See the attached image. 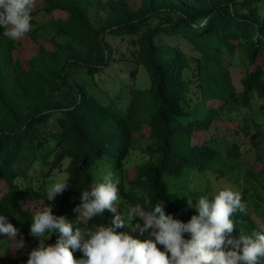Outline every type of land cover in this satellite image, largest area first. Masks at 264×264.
I'll list each match as a JSON object with an SVG mask.
<instances>
[{
    "label": "trees",
    "instance_id": "obj_1",
    "mask_svg": "<svg viewBox=\"0 0 264 264\" xmlns=\"http://www.w3.org/2000/svg\"><path fill=\"white\" fill-rule=\"evenodd\" d=\"M91 8L104 13L97 25ZM31 15L33 30L23 38L35 48L27 59L21 52L24 39L10 40L0 28V215L19 229V238L34 239L27 202L41 194L23 191L18 179L29 184L34 175L46 179L66 161L68 187L52 205L74 228L108 225L113 217L106 211L76 222L81 193L101 180L97 170L120 178L123 217L129 206L150 211L165 202L166 214L187 223L198 215L199 198L213 197L209 177L237 181L242 159L255 150L256 162L246 174L264 199V148L257 147L264 143V67L258 62L264 55V0H36ZM162 35L179 41L167 47L166 58L156 42ZM112 38L127 44V51L114 46ZM239 48L248 67L238 91L221 57L225 52L233 57ZM114 64L121 65L119 72L128 70L131 80L144 68L149 87L139 89L116 77L118 99L98 94L94 78L111 76ZM188 73L199 78L195 93ZM190 93L201 96V109L192 111ZM248 112L249 123L228 124ZM137 136H146L149 158L127 178L124 162ZM188 173L203 175L205 190L185 193L171 187L169 179ZM137 188L150 204L137 196ZM244 205L246 210L232 217L237 238L264 228ZM57 238L53 233L49 244ZM73 255L80 259L83 254Z\"/></svg>",
    "mask_w": 264,
    "mask_h": 264
},
{
    "label": "clouds",
    "instance_id": "obj_2",
    "mask_svg": "<svg viewBox=\"0 0 264 264\" xmlns=\"http://www.w3.org/2000/svg\"><path fill=\"white\" fill-rule=\"evenodd\" d=\"M35 3L36 0H0V28L7 38L19 40L33 30L31 13ZM119 184L120 178L113 172L103 174L90 190L81 193V203L74 209L77 223L110 212L113 217L108 225L74 228L64 216L54 215L50 205L36 210L30 234L39 238V243L28 254L26 264H264V228L250 235L241 233L238 238L232 235L233 215L246 210L239 191L225 187L211 200L200 197L198 215L187 223L166 214L165 202L157 203L150 211L140 204L129 206L126 222L116 207ZM67 187L66 180L53 182L46 189L47 200L53 201ZM135 191L138 197L143 196L145 204L151 203L139 188ZM137 219L139 222L132 225ZM125 226L140 235L147 233L148 238L141 240L118 231ZM53 233L58 235L56 242L46 244ZM19 234L7 216L0 215V235L16 238ZM18 247H24L23 239ZM77 250L83 254L80 259L73 255Z\"/></svg>",
    "mask_w": 264,
    "mask_h": 264
},
{
    "label": "rangeland",
    "instance_id": "obj_3",
    "mask_svg": "<svg viewBox=\"0 0 264 264\" xmlns=\"http://www.w3.org/2000/svg\"><path fill=\"white\" fill-rule=\"evenodd\" d=\"M134 4H138L141 0H131ZM37 8H40V4H36ZM104 13H97V11L94 8H91L89 11V16L91 20L94 22V24H98L100 19ZM56 17H59V15H56ZM46 36L51 37V34H46ZM24 39V38H22ZM110 41L113 43L114 46H120L121 51H127V44H121V42L118 39H110ZM156 42L159 44L160 47V56L162 58L168 57V51L167 47L169 46H176L178 44V39L166 35H162L161 37L156 39ZM182 47L189 53H193V49L190 48L189 45L185 44L184 42H181ZM23 48L21 49L22 57L23 59H27L30 54L32 53V49H34V44L26 38L23 41L22 44ZM197 54L196 51H194ZM226 54L221 57L222 61L228 67L231 75V82L234 85L236 90H241V78L243 71L246 67H248V60L246 58V55L242 50L239 48L237 52L232 57L229 55V53L225 52ZM258 62L264 67V55L260 57ZM194 63V62H193ZM195 64V63H194ZM121 67L120 64H114V66L109 70L111 76H107L106 74H99L96 76L93 80L97 84V87L94 88L95 91L99 94L97 90H100L102 93L100 95H107L110 97H113L115 99V94H118L120 91V83L114 82V78L118 77L120 80L123 81H129L131 84H134L139 89H146L150 85L149 77L144 68H139L136 79L131 80L129 79V71L124 70L122 72H119V68ZM116 75V76H115ZM115 76V77H113ZM187 76L189 77V82L191 83L190 89L194 93L199 91L197 87V83L199 81V78L197 76H194L192 73H188ZM87 81L92 82V78H90L88 75L84 76ZM113 77V78H112ZM116 78V80L118 79ZM191 99V105H192V111H195L196 109L202 108V102H201V96H197L193 93L189 94ZM121 107H123V104H120ZM126 105V104H125ZM246 111V110H245ZM246 113V112H244ZM237 119L234 121L229 122L228 124H237L238 121H241L242 124L249 123L250 118H252V113H247L245 115H242V113L238 116H236ZM227 124V125H228ZM143 135H146V133L143 131V128L141 129ZM146 136H137L136 139L132 143V148L129 157L124 162V169H125V175L127 178H130L134 175V172L136 171V167L148 160V155L145 152L146 148ZM258 148H264V143L259 142L257 144ZM257 152L255 150L250 151L249 153L245 154L244 158L242 159L241 163V176L237 181L227 180L223 178H215L214 176H210L209 178L211 181V190L213 196L218 193L219 190L225 188V187H231L234 191H239L242 196V202L246 205H249L251 208V211L253 212L254 217L258 221V223L264 227V199H263V191L259 187L258 183L254 180L251 181L250 176L246 174L247 171H249L252 167H254V164L257 159ZM261 162L264 164V152H262ZM68 162H64L63 168L61 170H55L49 177L46 179L39 178V176L31 174L33 176L32 182L29 184V182L23 180L22 178L18 179L19 185L22 187L23 191L27 192L29 190H32L33 193H39L41 196H36L34 194L31 195V198L27 202V205L30 207V210L34 213L36 210L40 209L44 205H50L53 210V214L57 215V211L52 205V201L47 200L46 196V189L53 183L58 181H65L67 180V173L65 171L66 166ZM110 170H97L96 173H98L99 178L102 177L103 174L109 172ZM214 173V172H213ZM115 176H118L114 174ZM169 184L172 188L178 189L180 191H183L185 193L188 192H194L196 190H205L207 184L205 177L203 175L191 174L188 173L183 179H169ZM2 187V186H1ZM3 191H5V187L2 188ZM120 196V194H119ZM118 213L122 215V218L125 219L127 222V215L123 217V214L126 213V206L123 202L122 198L120 197V200L118 204L116 205ZM119 208H122L123 212H120ZM132 223V222H131ZM132 225H135L132 223ZM124 232H128L130 235H132L134 238L137 239H147L148 234L145 233L144 235H140L138 231L133 232L129 226H125L122 228ZM23 239L24 241V247L19 248V240ZM39 238L30 239V238H19L18 236L16 238H9L3 235H0V264H6V262H10L12 264H26L28 259V254L38 246ZM46 244H49V239L45 241Z\"/></svg>",
    "mask_w": 264,
    "mask_h": 264
}]
</instances>
